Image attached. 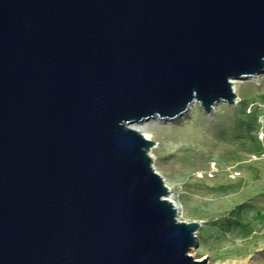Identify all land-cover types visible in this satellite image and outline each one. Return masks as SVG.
I'll return each mask as SVG.
<instances>
[{"label":"water","instance_id":"95a60500","mask_svg":"<svg viewBox=\"0 0 264 264\" xmlns=\"http://www.w3.org/2000/svg\"><path fill=\"white\" fill-rule=\"evenodd\" d=\"M262 74L264 0H0V264H207L130 126Z\"/></svg>","mask_w":264,"mask_h":264},{"label":"rangeland","instance_id":"374dc122","mask_svg":"<svg viewBox=\"0 0 264 264\" xmlns=\"http://www.w3.org/2000/svg\"><path fill=\"white\" fill-rule=\"evenodd\" d=\"M240 94L237 106L221 105L213 115L198 107L155 130V165L186 220L201 223L207 264H264V85ZM232 248L241 254L231 255Z\"/></svg>","mask_w":264,"mask_h":264},{"label":"bare ground","instance_id":"6f19581e","mask_svg":"<svg viewBox=\"0 0 264 264\" xmlns=\"http://www.w3.org/2000/svg\"><path fill=\"white\" fill-rule=\"evenodd\" d=\"M251 84H254L256 86L264 85V74L259 75L257 77L242 78V79L232 80L231 81V86H232L233 92L237 96V100H236V103H235L234 106H237V105H239L240 103L243 102L242 95L240 94V92H241V90H243V88H245L246 86L251 85ZM225 104L226 103H220V104L216 105L214 110H213V112H212V115L216 114L217 113V109L221 105H225ZM198 107L202 108L201 105L198 104L197 102L194 103L189 108V111L185 114V116L188 115V114H192L194 112V110L197 109ZM185 116L179 117V118H177V119H175L173 121H171V120H161V119L157 118V119L151 120V121H144V122H141V123L132 124L130 126V128L132 130L136 131L137 133L143 135L147 140L155 142V140H156L155 130L156 129H158L163 124H167L168 125L169 123L177 122L180 119L184 118ZM160 148H161V145L157 143L156 146L149 153L150 156L153 158L154 168H155L156 172L159 175H161L164 178V180H165L166 186L168 187V190H169V198L168 199H169V201H171L175 205L176 210H177L178 215H179V219L181 221H183V222H188L186 220V208L181 203V201L179 200V197L175 193L174 186L167 181V179L165 178L163 172L155 165V161L157 160L156 154L160 152ZM240 251L241 250L238 249V248H232V249L228 250V252L231 255H240L241 254ZM203 253H205V249L202 247V244H201V241H200L199 245L191 251V255L193 257H195V258L199 257V256H202L199 261H204V260L206 261L207 260V255H203Z\"/></svg>","mask_w":264,"mask_h":264},{"label":"built area","instance_id":"2783aa9c","mask_svg":"<svg viewBox=\"0 0 264 264\" xmlns=\"http://www.w3.org/2000/svg\"><path fill=\"white\" fill-rule=\"evenodd\" d=\"M212 168H213V170L216 171L217 170V165L213 166Z\"/></svg>","mask_w":264,"mask_h":264}]
</instances>
